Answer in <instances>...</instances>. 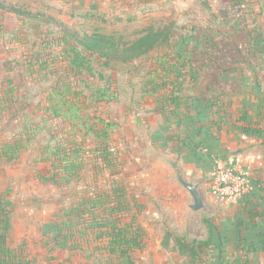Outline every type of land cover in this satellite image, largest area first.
<instances>
[{
    "label": "rangeland",
    "instance_id": "rangeland-1",
    "mask_svg": "<svg viewBox=\"0 0 264 264\" xmlns=\"http://www.w3.org/2000/svg\"><path fill=\"white\" fill-rule=\"evenodd\" d=\"M254 2L256 0H0V128L3 136L0 148L19 136L26 138L27 131L31 134L29 149L20 159L1 166L4 172L9 169L17 175L0 184V209L8 213L12 222L32 224L30 229L27 225L26 229L18 230L20 234L28 233L24 237L31 236L33 245L24 243L19 248L21 254L32 255L38 241H52L48 231L54 223L67 220L66 211L74 204L98 195L99 198L111 196L114 189L121 191H116L115 195L125 192L127 200L133 198L134 191L122 166L116 174L99 164L98 153L94 151L98 145L96 130L103 128L104 123L112 125L111 148L120 163L125 162L124 133L126 128L133 130V124L141 128L139 112L133 113L132 109L138 108L143 100L144 83L156 62L164 56L176 63L175 51L185 45V40L189 48L203 46L208 44L203 41L205 34L213 36L209 33L211 30L217 32L212 46H229L232 41L235 44L238 13L252 11ZM152 28L170 33V40L135 60L125 61L121 55H112L99 61L85 50L87 37L96 33L113 37L119 46L125 47ZM73 49L85 60L79 71L72 65ZM203 56L199 49V53L188 60L203 61ZM90 66L92 70L88 71ZM68 88L71 97L79 95L80 102L87 103L80 105L83 120H77L76 124L57 117L55 105L67 94ZM97 90L105 91L106 99L112 100L97 101ZM92 94L95 99L90 103ZM76 144L84 150L85 168L72 183L65 184L61 178L57 184L37 179L38 174L51 176L52 163L44 160L52 158L55 149ZM149 155L153 153L149 151ZM84 209L85 218L70 242L75 249L54 252L56 258L64 252L66 256L63 261L49 264H118L116 257L107 251L109 230L93 227L104 221L111 223L112 217L104 214L109 212L90 203H84ZM46 233L48 236L44 235Z\"/></svg>",
    "mask_w": 264,
    "mask_h": 264
},
{
    "label": "crops",
    "instance_id": "crops-1",
    "mask_svg": "<svg viewBox=\"0 0 264 264\" xmlns=\"http://www.w3.org/2000/svg\"><path fill=\"white\" fill-rule=\"evenodd\" d=\"M254 3L252 11L238 14L235 44L212 46L217 32L211 30L213 36L205 34L208 44L188 47L193 55L202 49L205 60L183 63L179 78L156 79L151 76L156 71L148 72L143 100L132 109L139 112L141 128H126L121 164L135 201L128 200L126 222L135 217L145 233L134 264H264V0ZM156 68L160 73L162 68ZM155 79L169 85L155 90ZM218 160L249 171L254 188L248 198L224 202L211 194ZM178 174L199 186L204 209H191L192 195ZM15 175L0 168V184ZM22 222L11 220L6 241L10 252L0 253V264L63 261L66 252L56 258L53 253L62 250L52 252L42 240L32 255L21 254L24 243L33 246L31 236L18 231L32 224ZM195 241L209 245L196 256L182 250L181 244Z\"/></svg>",
    "mask_w": 264,
    "mask_h": 264
},
{
    "label": "trees",
    "instance_id": "trees-1",
    "mask_svg": "<svg viewBox=\"0 0 264 264\" xmlns=\"http://www.w3.org/2000/svg\"><path fill=\"white\" fill-rule=\"evenodd\" d=\"M20 13V12H19ZM239 14V13H238ZM171 38V34L164 32L163 30H156L154 28L149 29L145 32V34L134 41L131 44L126 45L125 47L119 46V44L115 41V38L106 36L102 33H96L93 36H88L87 41L85 43V50L87 53L98 57V60H102L104 58L111 57L115 55H121V57L125 61H131L138 58H141L145 55L150 54L154 50H156L162 44L168 42ZM203 41H206V38H203ZM214 40H211V43ZM188 41L185 40L184 46L180 47L175 51V59L176 63H172L166 57H161L157 65H154L153 69L156 71L155 78H159L160 76L164 77L163 79L169 77L179 78L182 74V68H184L185 62H188V58L193 55L192 51H189ZM74 58L72 61V65H74V69L76 71L81 70L84 67V61L81 59L80 53L73 51ZM87 57V56H86ZM87 59V58H86ZM88 60V59H87ZM162 68L159 73V68ZM88 71H91L92 68H87ZM156 79L151 81L153 83V88L156 90L157 87L166 88L168 84V80H162L161 83L156 82ZM172 83H175L174 81ZM174 88H178L176 84H174ZM67 94H64L63 98L59 100V102L55 105L57 110V117L70 120L71 123L76 124L77 120H83V116L80 115V105H87L86 102H80L79 95L71 97V89H67ZM97 101H111L112 99H106V92L103 90H97ZM175 95V92H174ZM76 97V99H75ZM95 99L94 94L89 98L90 103ZM114 100V99H113ZM104 123V121H102ZM111 128L112 125L105 124L103 128H99L96 130L95 136L98 139V145L95 148V152L98 153V158L100 160L99 164L103 166V168L108 167L109 171L117 172L121 166L120 158L117 156V153L114 149L111 148L110 144V136H111ZM26 132V138L23 136H19L14 142H9L6 144H2L0 148V168L5 164L10 162H15L20 159L21 155L29 149L30 136L31 134ZM107 142V143H106ZM105 144V145H104ZM52 158L44 160L45 162H51L52 164V172L51 176L48 175H37V179L42 183H59V178L65 183H72L78 174L84 170L85 168V159H84V150L81 148V145H74L73 147L67 148H57L52 153ZM116 191H120L119 189H114L111 192V196L105 195V197H100L98 195L94 199H89L86 201H81L80 203L74 204L71 209H68L65 214L67 220L61 221L58 223H54L51 229L48 231L49 236L52 235V241L47 242L50 244V250L53 252L56 248L61 250L65 249H75V246H71L70 242L72 241L73 234L79 230L80 221L85 218L86 210L84 209V203H90L92 207L105 208L106 216L112 217L111 223L108 222H100L99 224L94 225V228L97 229H107V237L109 239V244L107 251L109 254L114 255L116 257L115 262L118 264H134V256L135 253L139 250H142L144 245V231L143 229L136 223L135 217L131 218L130 221L126 222V219L130 217L129 214V202L126 199L122 192L115 195ZM121 192V191H120ZM103 196V195H102ZM111 197V199H110ZM243 201V200H240ZM0 204L2 202L0 201ZM92 216L97 218V215L92 212ZM106 218V217H105ZM207 222V220H206ZM11 226V218L5 210L0 209V253L4 252L8 254L10 250L6 247V241L8 238L9 229ZM211 230V225L208 224ZM48 233L44 234L45 236ZM104 237H106V234ZM100 237L102 238V235ZM262 249L264 250V236L262 237ZM207 242H193L190 245L181 244V248L183 251L188 252L190 255L196 256L199 251L204 250L208 247ZM49 246V245H48ZM22 264H31V262H22Z\"/></svg>",
    "mask_w": 264,
    "mask_h": 264
},
{
    "label": "built area",
    "instance_id": "built-area-1",
    "mask_svg": "<svg viewBox=\"0 0 264 264\" xmlns=\"http://www.w3.org/2000/svg\"><path fill=\"white\" fill-rule=\"evenodd\" d=\"M253 188L251 175L243 166L216 161L210 179V191L215 198L224 202L245 200Z\"/></svg>",
    "mask_w": 264,
    "mask_h": 264
},
{
    "label": "water",
    "instance_id": "water-1",
    "mask_svg": "<svg viewBox=\"0 0 264 264\" xmlns=\"http://www.w3.org/2000/svg\"><path fill=\"white\" fill-rule=\"evenodd\" d=\"M178 180L179 182L190 192L193 198V205L191 206V209L193 211H199L205 208L202 196L199 192V186L187 182L182 175L178 174Z\"/></svg>",
    "mask_w": 264,
    "mask_h": 264
}]
</instances>
